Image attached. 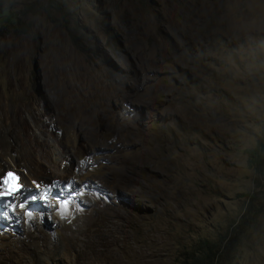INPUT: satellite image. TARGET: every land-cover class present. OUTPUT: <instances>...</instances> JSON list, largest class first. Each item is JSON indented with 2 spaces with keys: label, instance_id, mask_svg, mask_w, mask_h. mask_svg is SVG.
<instances>
[{
  "label": "rangeland",
  "instance_id": "1",
  "mask_svg": "<svg viewBox=\"0 0 264 264\" xmlns=\"http://www.w3.org/2000/svg\"><path fill=\"white\" fill-rule=\"evenodd\" d=\"M1 5L11 17L0 20V137L15 148L19 138L58 136L63 116L78 123L86 101L109 116L93 124L98 144L78 135L64 146L73 166L79 147L102 169L93 173L101 185L86 184L76 202L91 220L55 237L62 219L50 202L40 230L14 232L13 251L36 242L43 254L23 261L190 264L204 254L213 264H264V206L255 204L233 252L230 243L250 204L236 196L258 191V179L264 189L247 163L264 141V0ZM101 94L114 97L101 105ZM5 255L0 264H16Z\"/></svg>",
  "mask_w": 264,
  "mask_h": 264
},
{
  "label": "bare ground",
  "instance_id": "2",
  "mask_svg": "<svg viewBox=\"0 0 264 264\" xmlns=\"http://www.w3.org/2000/svg\"><path fill=\"white\" fill-rule=\"evenodd\" d=\"M95 96V100L101 105L109 102L114 97L111 94ZM115 98L119 101L122 97L115 96ZM61 104L62 101H59V112L63 111ZM76 108L78 107H74V110ZM80 108V110H77L79 112L78 123L71 121V115H64L63 120L68 124H58L60 134L51 136L50 139H45V141H39L34 136H31L33 138L30 140L19 138V143L14 148L10 139L0 137V178L2 176L1 173L14 169L22 176L21 183L25 187L22 192L28 190V194L25 197H22L21 193L15 197L14 212L9 214V218L4 222L0 219V256H6L5 254L8 252L15 254L16 264H28L27 261H23V258L30 250L35 252L37 256L43 255L38 245H34L36 242L23 244L27 249V253L21 250L13 251L14 246L10 241L14 240V244L16 243L18 235L14 232L19 229L20 225L23 224L29 229L37 228V230H40L39 226L42 225V220L51 215L50 211L53 214V211L55 213L58 209L62 219V222H59L57 232H55V237H58V235L63 236L65 233L75 232L77 229L80 231L77 223H83L92 218L89 210L83 207L86 205L76 202L77 199H82L84 191L87 190V187H91L93 182L98 187L101 185V180H96L93 173H100L102 169L99 163L89 157L88 152L79 147L76 148L75 152L78 164L73 166L72 162L67 159L64 146L70 145L71 140L76 139L75 137L78 135H84L88 142L93 145L98 144L101 135L93 124L98 123L102 118H109V116L107 117L104 112L94 116L92 101H86V105L80 106ZM83 117L89 118L90 122H83ZM25 121L24 119L21 121V127L25 125ZM76 131H78L77 135ZM106 135V138L112 139V135ZM65 179L68 181L71 179L72 184L68 181H66L68 183L63 182ZM48 182L57 185L54 189H51L48 196L41 193L38 195L39 199L36 202H30L28 198L32 195L31 192L34 189L43 187L44 184L47 185ZM68 184L70 185L69 189L66 187ZM86 184H88L87 187ZM59 189L61 190L58 192ZM93 194L96 197L97 194ZM96 200H98V197ZM50 202L52 204L53 202L57 203L53 211L48 209ZM19 214H21L20 218L23 219L22 222L21 219H17ZM46 250L50 251V248L46 246Z\"/></svg>",
  "mask_w": 264,
  "mask_h": 264
},
{
  "label": "trees",
  "instance_id": "3",
  "mask_svg": "<svg viewBox=\"0 0 264 264\" xmlns=\"http://www.w3.org/2000/svg\"><path fill=\"white\" fill-rule=\"evenodd\" d=\"M10 7L0 6V20L6 21L11 17ZM248 155V167L254 169L261 176H264V141L258 142L255 148L247 151ZM256 185L259 190L255 192H248L238 194L236 197L238 198H248L250 201L249 207L246 210L245 214L242 216V219L235 227V236L230 241L232 243L231 251L233 252L236 248V244L239 241L240 237L245 234L251 225L254 223V213L253 209L256 208L255 204L259 203L260 206H264V189L262 187L261 179L256 181ZM203 245L210 247L209 242H203ZM229 250V245L226 247V251ZM213 253V256L216 254ZM190 264H213V261L210 259L204 260V254L199 256L195 262Z\"/></svg>",
  "mask_w": 264,
  "mask_h": 264
},
{
  "label": "clouds",
  "instance_id": "4",
  "mask_svg": "<svg viewBox=\"0 0 264 264\" xmlns=\"http://www.w3.org/2000/svg\"><path fill=\"white\" fill-rule=\"evenodd\" d=\"M9 172L13 173L14 175H16V176H18V177L20 178V179H19V184H20V186L22 187V189H21L16 195H14V196L11 198V200H12V204H11V203H10V204L13 205V207H14V205H15V200H14L15 197H16L18 194H20V193H21L22 197H25V196L28 194V190H27L28 188L26 189V190H27L26 192H22V191L25 189V187H24V185L21 183V179H22L21 174L18 173L17 171H15V170H7V171H5V172L2 174V176H1V178H0V191H1L2 187H3V184H2V183H3V180H4L5 177H7V174H8ZM56 185H57V184L52 183V185L47 184V185H45L44 187L34 189V190L31 192L32 195H30L29 198H28L29 201L32 202V203L36 202V201L39 199L38 195L41 194V193H43V194H45L46 196H48V194L50 193L51 189H52V188L54 189ZM33 197H35L36 200H34ZM8 201H10V198H9ZM13 212H14V209H13ZM13 212H10V213H13ZM10 213H8V217H7V218L0 217V219L4 222L5 220H7V219L9 218V214H10Z\"/></svg>",
  "mask_w": 264,
  "mask_h": 264
},
{
  "label": "snow or ice",
  "instance_id": "5",
  "mask_svg": "<svg viewBox=\"0 0 264 264\" xmlns=\"http://www.w3.org/2000/svg\"><path fill=\"white\" fill-rule=\"evenodd\" d=\"M7 176L9 179L3 181L4 185H7V187L4 191H0V199L12 197L21 190L20 184L18 183L20 178L11 172H9ZM33 199H35V197H33Z\"/></svg>",
  "mask_w": 264,
  "mask_h": 264
}]
</instances>
